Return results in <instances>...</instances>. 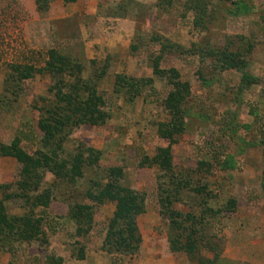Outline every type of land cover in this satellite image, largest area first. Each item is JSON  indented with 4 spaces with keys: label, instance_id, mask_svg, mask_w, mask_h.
<instances>
[{
    "label": "rangeland",
    "instance_id": "1",
    "mask_svg": "<svg viewBox=\"0 0 264 264\" xmlns=\"http://www.w3.org/2000/svg\"><path fill=\"white\" fill-rule=\"evenodd\" d=\"M90 1L98 3L103 15H128L140 27L131 45L116 52L105 44L107 41L92 43L96 34L101 37L115 29L113 20L97 21L101 25L97 29L93 26L92 34L90 21L78 14L51 22L52 46L81 62L85 67L83 77L96 78L103 64L109 63L98 85L107 102L104 109L108 119L101 125L84 124L68 132L61 152L62 159L71 160L80 148L92 145L101 151L100 160L94 165L85 163L83 175L75 182L56 177L47 169L42 171L39 191L50 188L54 195L46 212L41 206L34 207L35 216H45V235L33 241L0 239V264H50L51 255L62 256L63 264H78L83 245L79 237L88 239L90 264H199L203 259L214 260L213 264H264V0H203L208 4V13H214L213 19L206 21L207 28L194 26L193 0ZM238 1L247 2L251 11L238 16L229 13ZM23 9L19 0H0V145L20 136L22 147L36 154L42 149L38 121L45 98H52L49 86L54 80L47 73H35L21 83L14 79L17 73L11 65L32 63L42 67L48 59L47 48L33 57L28 54L24 29L29 14ZM156 34L182 46L185 53L167 48L161 65L176 67L181 79L192 87L186 129L177 136L172 153L173 172L189 182L173 207L183 214L205 216L204 223L198 225L203 240L194 254L171 248L174 230L162 212L159 196V184L165 176L159 166L143 163L144 157L154 156L169 144L159 135L158 127L169 119L164 98L172 85L167 78L153 74V57L162 50L160 41L154 39ZM240 35L254 43L249 65L242 71H217L210 59L203 61L190 51L207 43L216 47L230 41L239 43ZM198 70L208 83L200 78ZM245 72L257 81H243ZM119 73L152 76L154 87L129 100L115 89ZM21 166L15 157L0 153V185H11L0 187V199H4L7 213L14 216L27 214L31 206L24 197L4 198L7 193L20 191L17 183ZM112 166L122 167L123 184L145 196L146 211L137 219L142 242L134 254H108L102 250L115 201L95 204L94 228L85 236L76 234L77 224L70 218L71 205L94 203L88 191L106 182ZM204 184L213 195L209 199L196 191ZM229 198L236 200V208L215 212ZM205 199L213 210L203 211L200 204Z\"/></svg>",
    "mask_w": 264,
    "mask_h": 264
},
{
    "label": "trees",
    "instance_id": "2",
    "mask_svg": "<svg viewBox=\"0 0 264 264\" xmlns=\"http://www.w3.org/2000/svg\"><path fill=\"white\" fill-rule=\"evenodd\" d=\"M74 2L76 0H64ZM192 1V0H191ZM37 9L44 13L48 10L51 0H35ZM162 5V3H161ZM208 4L203 0H193L191 8L195 11L194 26L196 28H207L206 21L213 19L214 13H208ZM252 7L245 1H238L234 9L229 13L234 15L246 14ZM237 44L230 41L222 47L205 46L192 48V54H198L203 61L210 59L217 71L229 69L244 70L249 65V56L252 53L254 43L246 42L243 35L239 36ZM160 41L161 52L153 57L154 74L160 78H167L172 85L171 90L164 98L165 110L169 119L159 123L158 133L161 137L168 139L169 144L159 148L152 157H144L143 163L155 164L163 171L165 179L159 184V196L162 212L170 219L172 238L171 248L175 251H185L194 254L203 240L198 235V225L203 224L205 216L198 217L194 212L183 214L173 207L174 203L181 200V193L189 186V182L180 178L173 172L172 147L178 135L186 129V118L189 114L188 101L191 96V84L181 79V74L176 67L164 68L162 61L167 48L175 47V51H181L182 46L161 39V35L154 36ZM177 49V50H176ZM184 52V50L182 49ZM185 53V52H184ZM12 69L16 71V81L32 77L35 73H47L54 82L49 86L52 98L44 100L43 110L38 121L42 132V149L36 154H30L21 145V137L16 136L10 143L0 145V153L3 156L15 157L21 163V178L18 180V189L5 194V199L12 197H24L30 203L27 214L22 216L9 215L6 211L4 199H0V239H15L18 241H33L44 234L45 216H35L34 207L41 206L46 212L54 195L50 188L39 191L43 170L47 169L56 177H67L71 182L83 175L85 163L94 165L100 160L101 151L92 145L80 148L73 159H62L61 152L67 139V134L74 128L84 124L101 125L106 122L109 113L104 109L106 99L98 89L99 80L106 73L108 63L96 78L83 77L85 67L81 62L74 60L61 53L58 48L48 51V59L42 67H36L32 63L13 64ZM200 78L208 83L202 70H198ZM14 77V76H13ZM242 80L246 83H255L257 79L250 73H243ZM153 77H134L125 74H117L115 89L118 93H124L129 100L142 95L145 90L154 87ZM220 162V161H219ZM228 164V161L225 164ZM224 166L221 162V166ZM108 178L104 184H99L97 190L88 191V197L93 204L76 203L70 207V218L74 219L77 227L76 234L85 236L94 228L95 204L106 201H115L114 215L108 223L106 236L102 248L111 254H134L141 246L142 236L139 231L138 217L146 211L145 196L137 189L129 187L122 182L124 170L120 166H112L108 169ZM167 177V179H166ZM169 177V179H168ZM165 180L168 182L164 183ZM10 184H1L0 187L8 188ZM39 191V192H38ZM197 193L212 197L208 185L196 187ZM36 192V194H33ZM208 199L200 204L203 211L213 210L208 205ZM224 208V209H223ZM236 200L229 198L226 205L215 212L234 210ZM207 213V212H206ZM184 237V239H183ZM182 238V239H181ZM85 247L81 245L79 257H84ZM50 264H62L63 257H48ZM214 260L203 259L199 264H213Z\"/></svg>",
    "mask_w": 264,
    "mask_h": 264
},
{
    "label": "crops",
    "instance_id": "3",
    "mask_svg": "<svg viewBox=\"0 0 264 264\" xmlns=\"http://www.w3.org/2000/svg\"><path fill=\"white\" fill-rule=\"evenodd\" d=\"M19 2L22 4V8H24L23 10H26L29 14L28 19L26 21L27 23L25 22L24 31H25V38L27 42L29 43V48H30V53L28 54L29 55L32 54V57L35 54L41 52L43 48H47L48 51L49 49L53 48L52 36H51V22L54 19L65 18L68 16H72L74 14H78L79 16H81L82 19H84V21L86 22L90 21L88 25L91 26L90 32H89L91 34L94 31V27L95 29H97L101 25L97 21L105 20V19L113 20L114 22H116L115 29L109 34L103 33L104 36L102 35L101 37H99V35L97 34L96 35L93 34L95 35V38H94V41H92V43L102 44L103 42L107 41V43L105 44L111 50L116 51V52L126 50V48L129 47V45H131L130 43L132 41L133 35H135V32L137 30L139 31L140 29L139 23H137L133 19H130L128 15L108 16V13L106 12L105 13L107 15H103L101 9L98 6V3H94L90 0H76L74 2H65L64 0H51L50 6L48 10L46 11L47 14L44 12L45 15H42L41 12L37 9L35 0H19ZM82 26L84 29H86V23H83ZM100 29L103 30V27ZM104 31L106 30H103V32ZM108 35H109V38H108ZM105 63H108V62H105ZM105 63L103 64V66L105 65ZM108 68H109V63H108ZM153 74H154V71H153ZM71 220L74 221V219L72 218ZM105 236H104V239H105ZM77 240L82 241L83 246L85 247L84 257L80 258L79 256H77V261H79L78 264H82V262H84L85 264H90L89 248L86 247L88 239L84 240V239H80L79 237ZM102 250L103 252L111 254L107 252L106 250H104L103 248ZM51 256H55V255H51ZM55 257H62V256H55ZM63 261H64V258H63Z\"/></svg>",
    "mask_w": 264,
    "mask_h": 264
}]
</instances>
